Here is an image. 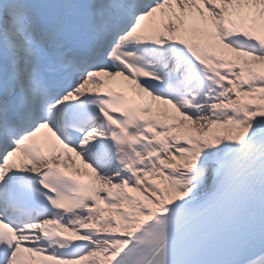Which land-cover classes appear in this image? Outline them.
<instances>
[{"label": "snow or ice", "instance_id": "snow-or-ice-1", "mask_svg": "<svg viewBox=\"0 0 264 264\" xmlns=\"http://www.w3.org/2000/svg\"><path fill=\"white\" fill-rule=\"evenodd\" d=\"M0 264H264V0H0Z\"/></svg>", "mask_w": 264, "mask_h": 264}]
</instances>
